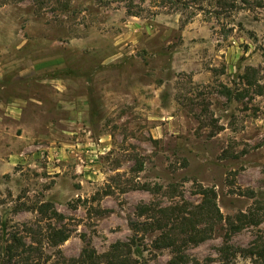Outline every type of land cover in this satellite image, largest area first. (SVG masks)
Segmentation results:
<instances>
[{"label": "rangeland", "instance_id": "rangeland-1", "mask_svg": "<svg viewBox=\"0 0 264 264\" xmlns=\"http://www.w3.org/2000/svg\"><path fill=\"white\" fill-rule=\"evenodd\" d=\"M216 1L0 0V100L22 107L0 119V135L4 150L30 156L0 165V246L21 240L0 264H71L116 241L130 244L131 264H171L165 224L177 264L254 262L245 249L264 246V0ZM200 188L214 190L221 221L196 214ZM180 215H196L202 239L186 240Z\"/></svg>", "mask_w": 264, "mask_h": 264}, {"label": "trees", "instance_id": "trees-1", "mask_svg": "<svg viewBox=\"0 0 264 264\" xmlns=\"http://www.w3.org/2000/svg\"><path fill=\"white\" fill-rule=\"evenodd\" d=\"M163 5H173V7H179L183 6V2L181 0H158ZM224 1V0H223ZM222 0H217L216 3H219L220 5L224 7H235V0H226V2H223ZM243 3L247 2L250 3L249 0H241ZM263 0L257 2L256 6H262ZM136 15V14H133ZM225 94H230L229 90L227 89ZM260 93V92H259ZM199 192L202 196L201 202L196 207V214L200 216H204L206 218V221L209 219L212 220V223L219 222L223 219L222 214L216 205L215 201V192L212 188H200ZM196 215H192L191 219L188 218V216H177L172 220V222L176 223L179 221L182 225H185L184 222L190 223L191 227L189 228L190 231H193V234L189 236L188 229L185 231V234L187 236L186 240H189L191 242H196L198 239H202V233L204 230L202 228H199L196 224L197 220H195ZM244 218H248V216L242 214ZM249 221H254L253 217H249ZM198 221H202L199 220ZM258 221V220H257ZM256 221V223H257ZM168 224H165L163 226H159V229H161V235H163V244L167 247H170L171 252L174 253L172 256V259L170 260L171 264H177V262H184V256L180 253V245L178 242V238H176L172 233L168 230H165V227ZM172 229V228H171ZM59 241H64L68 235L65 233H58ZM8 242L7 240H5ZM185 241V240H184ZM183 242V241H182ZM21 244V240L17 238L15 235L12 236V239L9 241V244H7L4 247L0 246V261L3 260L4 257L12 258L14 256L20 255V251L18 250L19 245ZM246 251H249L251 255L254 256V262H251V264H264V246L261 248H256L255 246H250ZM3 256V257H2ZM68 262L71 264H99V263H106V264H131L130 262H134L131 255L130 250V244L127 241H116L113 243L110 247V249L103 253V254H97L94 249L92 248H84L78 257L70 259Z\"/></svg>", "mask_w": 264, "mask_h": 264}, {"label": "crops", "instance_id": "crops-1", "mask_svg": "<svg viewBox=\"0 0 264 264\" xmlns=\"http://www.w3.org/2000/svg\"><path fill=\"white\" fill-rule=\"evenodd\" d=\"M20 97H14L12 96L10 100L7 101H1L0 100V119L3 116H11L12 118L19 119L21 116L20 111L22 107L20 106ZM24 129H22L19 133L15 134L16 137H23ZM0 144L2 147V150L0 151V165L2 170H10L12 169L17 163L23 162V159L26 160L30 156L26 153H24L21 150H4L3 146V135L1 130L0 135ZM76 150L69 149L67 151V154H74ZM38 153H42L43 155H46L45 150H39Z\"/></svg>", "mask_w": 264, "mask_h": 264}]
</instances>
